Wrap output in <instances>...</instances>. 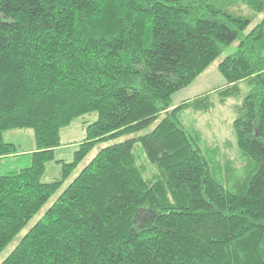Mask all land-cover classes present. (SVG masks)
<instances>
[{"label": "trees", "instance_id": "obj_1", "mask_svg": "<svg viewBox=\"0 0 264 264\" xmlns=\"http://www.w3.org/2000/svg\"><path fill=\"white\" fill-rule=\"evenodd\" d=\"M263 10L264 0H0V166L28 162L0 173V251L96 143L158 119L101 147L0 264H264V15L246 30ZM235 39L218 94L237 99L238 164L209 160L179 120L201 97L172 100ZM91 112L72 160L56 159L61 176L44 180L61 128ZM14 128L32 129L29 148L4 139Z\"/></svg>", "mask_w": 264, "mask_h": 264}, {"label": "rangeland", "instance_id": "obj_2", "mask_svg": "<svg viewBox=\"0 0 264 264\" xmlns=\"http://www.w3.org/2000/svg\"><path fill=\"white\" fill-rule=\"evenodd\" d=\"M244 12L251 14L249 8H245ZM264 15V10L257 14V17L249 24L248 30L256 21ZM238 39L226 45L221 53L211 61V63L186 87L176 91L172 95L173 102H179L182 99H188L194 96L201 97L198 104L184 108L179 113V120L184 128L192 135H197L199 131L201 138V150L207 158L217 160L224 163L231 158L230 162L240 163L237 155L239 152L236 143V137L232 120L235 116V104L237 99L233 96L225 97V92L218 94V89H222L225 83L224 77L218 70V63L235 49ZM243 92V91H242ZM195 106L208 107L205 111L195 109ZM96 112L86 113L76 117L71 123L64 126L60 130V144L55 151V157L47 163L46 172L43 176L44 180H51L61 176V163L56 159H62L66 162L71 161L73 152L77 148L79 142L85 137V126L96 118ZM158 120V119H157ZM157 120L151 122L148 126L131 133H124L115 137H111L96 143L87 155L76 165L72 172L66 177L62 185L55 191L44 205L29 219L27 224L15 235V237L0 251V262L9 254L16 243L20 240L28 228L36 222L43 214L45 209L56 199L62 189L76 176L80 169L92 158V156L101 148L108 144L122 141L126 138L136 137L154 127ZM4 139L14 142L18 145V150L29 148L33 144L32 129H9L4 131ZM16 158L6 159L3 166H0V173L3 172L7 165L24 166L28 162L25 159ZM240 159V160H239ZM5 166V167H4ZM222 176V172H217V176ZM230 186V185H229Z\"/></svg>", "mask_w": 264, "mask_h": 264}, {"label": "crops", "instance_id": "obj_3", "mask_svg": "<svg viewBox=\"0 0 264 264\" xmlns=\"http://www.w3.org/2000/svg\"><path fill=\"white\" fill-rule=\"evenodd\" d=\"M255 45L259 52L264 54V37L262 39H259L255 42Z\"/></svg>", "mask_w": 264, "mask_h": 264}]
</instances>
